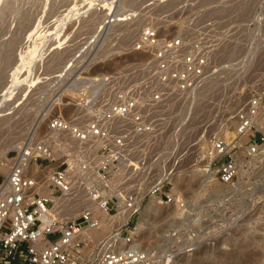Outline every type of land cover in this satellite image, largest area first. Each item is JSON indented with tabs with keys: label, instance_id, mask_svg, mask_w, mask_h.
I'll list each match as a JSON object with an SVG mask.
<instances>
[{
	"label": "rangeland",
	"instance_id": "rangeland-1",
	"mask_svg": "<svg viewBox=\"0 0 264 264\" xmlns=\"http://www.w3.org/2000/svg\"><path fill=\"white\" fill-rule=\"evenodd\" d=\"M101 1L104 6L99 0H0V181L4 156H15L16 145L32 139L30 128L39 117L43 130L39 128L33 140L46 135L48 121L58 113L55 101L61 89L80 76L131 79L139 72L135 65L147 60L146 55L132 50L139 26L126 28L140 20L142 28L151 21L157 23L163 37L175 35L185 26L215 30L223 34L218 38L224 44L218 55L215 86L204 87L195 100L191 94L163 107L154 144L145 145L132 159L148 177L136 189H132L134 183L128 184V191L134 190L133 194L142 198L150 184L172 165L176 168L172 177L176 193L181 196L178 200L175 195L170 204L151 201L149 214L136 218L137 240L153 254L145 264H264V189L245 198L247 189L242 183L231 190V185L206 178L196 165L201 159L206 165L207 158L200 155L196 137H222L216 129L222 124L231 144L239 141L245 145L249 137L236 138V113L260 96V116L264 115V0ZM114 1L110 14L135 12L136 21L126 27L111 26L105 18ZM96 32L99 35L93 38ZM122 35L131 36L123 41ZM88 43L92 44L83 53ZM68 65L64 83L54 87L60 71ZM62 114L68 117L71 111ZM60 156L46 166L57 164L58 168L69 157L62 152ZM134 170L123 167L122 177L133 175ZM250 172L240 169L242 178ZM172 187L167 182L165 192L170 193ZM231 191L241 195L231 196ZM240 208L247 219L231 230V216ZM143 220L150 226H141ZM110 229L100 227L101 235L95 239L107 236Z\"/></svg>",
	"mask_w": 264,
	"mask_h": 264
},
{
	"label": "built area",
	"instance_id": "built-area-1",
	"mask_svg": "<svg viewBox=\"0 0 264 264\" xmlns=\"http://www.w3.org/2000/svg\"><path fill=\"white\" fill-rule=\"evenodd\" d=\"M133 17L128 14L127 21L135 22ZM161 32L162 27L151 21L134 42L132 50L146 55L147 60L135 65L139 72H134L133 78L99 75L77 81L81 96L71 99L70 116L61 112L49 120L52 131L66 132L88 146L74 151L89 159L83 165L84 171L91 163L96 167L99 181L89 186V177L74 176L65 161L48 178L32 177L28 169L33 161L39 166L43 163V171L48 167L46 163L62 157L42 137L24 142L21 152L11 158L7 154L4 161L8 172L0 181V264H143L153 255L137 240L136 218L144 209L145 199L173 202L171 189L166 193L165 188L176 168L169 167L171 170L155 179L145 196L139 198L134 190L127 189L131 183L132 189L138 188V176L143 174L139 163L132 159L145 145L154 144L159 135L157 117L163 107L176 98L194 94L219 73L218 55L224 45L218 38L223 34L208 28L192 30L185 26L165 37ZM259 101L260 96L253 98L235 116L239 135L253 133L245 145L230 147L223 137L212 138L210 173L222 184H231V190L242 183L247 189L245 198L264 189V122L258 121ZM96 142L102 146L89 152ZM123 167H134L133 175L120 176L114 182ZM138 168L141 172L136 171ZM245 168L252 172L242 178L240 169ZM44 183L52 190L49 195L41 192ZM118 192L124 201L123 211L119 210ZM233 194L240 193L231 191ZM55 197L61 201L59 206ZM81 197L85 201L80 209L85 207L79 209L77 217H70ZM94 205L113 218L110 232L99 240L90 235L102 225ZM246 214L240 208L231 216V230L247 219Z\"/></svg>",
	"mask_w": 264,
	"mask_h": 264
},
{
	"label": "bare ground",
	"instance_id": "bare-ground-1",
	"mask_svg": "<svg viewBox=\"0 0 264 264\" xmlns=\"http://www.w3.org/2000/svg\"><path fill=\"white\" fill-rule=\"evenodd\" d=\"M100 1V4L102 5V6H104V3H105V1H101V0H99ZM96 4H98L99 5V3H96ZM114 5H115V1L113 2V3H111V4H109V6L111 7V9H110V11L108 12V15H106V20H108L109 21V24L111 25V26H113V25H115V26H118V27H126V25H128V24H130V22H128L127 21V15L128 14H125V13H119V11L118 12H114L113 14H110V12L113 10V8H114ZM101 8V7H100ZM134 17H135V19H134V17H133V19L136 21V19L138 18V16H137V13H135V12H132L131 13ZM109 16V17H108ZM140 21V20H139ZM137 22V24H135L134 26H131V27H129V28H126L127 29V31H129L130 29H133L135 26H139V32H138V34H137V36L134 38V39H138L139 38V34L141 33V30L145 27H141L140 26V22ZM99 33V32H98ZM97 32H96V34L93 36V38H96L99 34H98ZM123 36L124 35H122V39H123V41H126L127 39H129V36H131V35H127V36H125L124 38H123ZM106 40L107 39H105L104 40V43L106 42ZM91 42V41H90ZM101 42V41H100ZM99 42V43H100ZM99 43H98V45H99ZM92 43H88V45H87V47L82 51L83 53H85V52H87V49L89 48V46L91 45ZM92 47V46H91ZM102 48H103V46H102ZM103 52V51H102ZM105 52V51H104ZM107 52V51H106ZM66 66V65H65ZM71 65H68L67 67H65V69H63L62 71H60V76H58V78L55 80V82L53 83V86L54 87H58V85L60 84V83H64V80H65V77L67 76V74L70 72V67ZM217 77H218V75H213V76H211L210 77V79L208 80V82L203 86V87H201L198 91H196L195 93H194V100L195 99H197L198 98V95H200L201 94V92L200 91H202L203 89H204V87H207L208 85H210L211 84V86H212V88L215 86V83H214V81H216L217 80ZM91 77H78L76 80H74V82L70 85V86H68L67 88H63V89H61V92L59 93V96H57V99H56V101H55V103H56V105H57V110H58V113L57 114H61V112L63 111V110H66V109H69L70 111H71V109L70 108H72V104H71V99H78L80 96H81V94H80V90H81V88L79 87V88H77L78 87V82L77 81H82V82H84V81H89V79H90ZM91 81V80H90ZM94 81H97V80H95V79H93L92 80V82H94ZM20 89V88H19ZM12 90V89H11ZM63 90V91H62ZM84 91V90H83ZM10 92V91H9ZM65 94H70V96L71 97H68V98H64V96L63 95H65ZM201 96V95H200ZM186 97H188V96H186ZM2 100V99H1ZM66 100V101H65ZM68 101H70L69 103H68ZM190 110V109H189ZM188 110V111H189ZM49 112V111H48ZM186 113V112H185ZM184 113V114H185ZM196 117V116H195ZM258 121H260L261 123H263L264 122V115H262V116H260V118H258ZM43 122V119H41L40 117L36 120V122H35V124L30 128V136H31V138H34L36 135H37V132L39 131V128H41L40 130H43V128L42 127H40L41 126V123ZM238 123V122H237ZM237 123H236V131H235V133H236V138H238V139H241V138H247L248 136H251L252 135V132L251 131H248L246 134H243V135H239L238 134V132H237ZM48 125H47V127H46V129H45V133H46V135H45V137H42V140L44 141V143L47 145V146H50V147H52L53 149V151L54 152H58V156L60 157V152H62V153H65V154H68V156L69 157H67V158H64L63 159V161H65L64 163H66L67 165H68V170L71 172V174L73 173V175L74 176H78V178L79 177H84V176H86V177H89V179H90V185L89 186H91L92 184H95L97 181H99V178H98V176H97V171H96V167L94 166V165H92V163L90 164L91 165V167L87 170V171H84L83 170V165L84 164H88L89 163V159H87V160H85L84 158L85 157H83V155H84V153H83V155L82 154H80V153H77V151H74L75 149H77V150H79V151H82V149L84 148H86V147H88L87 145H83L82 144V142H77L75 139H73L68 133H66V132H61V131H58V132H54V131H52V129L51 128H49V121H48V123H47ZM226 126L225 125H222V124H219L218 126H217V130H219L220 131V133H221V136L223 137V139L226 141V143L228 144V145H230V147H231V140H228L227 138V133H228V131H227V128H225ZM189 129H191V128H189ZM180 131V130H179ZM188 131H186V133H187ZM216 137H220V136H216ZM41 138V137H40ZM196 139L198 140V146L200 147V150H201V152H200V155H203V154H206V157H207V161H206V165H202V163H203V159H201L200 161H198V163L196 164L197 165V169H199L202 173H204L205 175H206V178H214V182H217V183H221V182H219L217 179H215V175H214V173L213 172H211L210 173V169H209V166H210V163L212 162V156H211V150H212V140L210 139V140H207L206 138H205V136H198V137H196ZM246 140H248V138L246 139ZM239 141H236L234 144L232 143V145L235 147H237L238 145H242V143H238ZM23 145H24V143L22 142H20L19 144H17L16 145V149H17V151L20 153L21 152V150H22V148H23ZM203 145H206V147L207 148H204V146ZM100 146H102V144L101 143H99V142H96L95 144H94V148L95 149H89L88 151L89 152H96L98 149H99V147ZM74 151V152H70V151ZM91 154V153H90ZM36 157V156H35ZM6 158H7V154L4 156V160H6ZM238 160V159H237ZM239 161V160H238ZM97 163L95 162V165H96ZM89 165V166H90ZM58 165L57 164H55V165H51V166H49L47 169H45L44 171H42L41 170V168H40V166L35 162V161H33L31 164H30V166H29V169H28V172L30 173V175L32 176V177H38V178H41V177H44V178H48L51 174H52V172L56 169V167H57ZM8 166H7V164L6 163H3V166H2V171H3V173L4 174H6L7 172H8ZM170 168H174V166H170ZM40 171H42L43 172V174H41L42 176H38L37 174L40 172ZM96 171V172H95ZM93 173H95V176L93 177ZM120 176H122V173H120V174H117V175H115V178H114V182H116L118 179H119V177ZM142 176V177H141ZM141 176H138V179H137V181H138V183H140V181L142 180V179H146V177H148V174H146V175H141ZM169 180H171V183L173 184V187H172V189H171V194H172V196H174L175 197V195L177 196V199L178 200H180V197L181 196H179V193H176V186H175V183H176V179H174V178H169ZM1 185V184H0ZM225 185H231V184H225ZM43 186H44V188L41 190V192L43 193V194H46V195H49L50 193H52V190H49L48 189V185L47 184H43ZM177 188H178V185H177ZM117 196H118V198H119V200H120V202H119V210H125V205H124V201H123V199H121V194H120V192H118V194H116ZM55 201H56V206H59V204H60V202L61 201H59L56 197H55V199H54ZM79 202H78V204H74L75 206L73 207V209L71 210V212H70V214H75V213H77L78 211H79V209H80V205H81V203L83 202L84 203V197H81V198H79ZM151 201L152 202H158V203H161L160 201H159V199H156V198H150L149 200H148V204L146 203L145 205H144V209L142 210V212H141V217L142 216H144L145 217V215H148L149 214V211H150V205L152 204L151 203ZM89 204H91V203H93L94 204V202H88ZM94 207H95V210H96V213H95V216L96 217H99V218H101V221H102V225H101V227L102 228H104V230L105 229H107V227H110L111 228V224L109 223V222H111V220L113 219V218H109V217H107V216H105L103 213H101V211H99L98 210V207H97V205H94ZM149 218V217H148ZM148 220V219H147ZM154 223V222H153ZM142 224L144 225V227H147V226H145V225H149L145 220H143L142 221V223H140V225L142 226ZM137 226V225H136ZM150 226V225H149ZM150 229V228H149ZM99 229H97V230H93V231H91L90 232V235L91 236H93V238L95 239V238H97V237H99L101 234H100V232L98 231ZM111 230V229H110ZM110 232V231H109ZM150 259H151V257L149 258V260L147 261V262H149L150 261ZM146 262H144L143 264H145Z\"/></svg>",
	"mask_w": 264,
	"mask_h": 264
}]
</instances>
